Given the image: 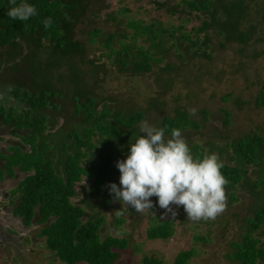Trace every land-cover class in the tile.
Masks as SVG:
<instances>
[{
  "label": "trees",
  "instance_id": "1",
  "mask_svg": "<svg viewBox=\"0 0 264 264\" xmlns=\"http://www.w3.org/2000/svg\"><path fill=\"white\" fill-rule=\"evenodd\" d=\"M83 1L16 0L17 5L27 2L37 10V15L29 20L19 21L7 15L13 7L10 0H0V49L6 53L5 60L0 61V70H3V65L9 64L15 77L9 89L15 105H0V130L6 131L12 141L11 145L0 149V182L6 183L14 180L17 174L23 175L6 193L7 200L13 203L8 202L12 207L11 213L24 226L33 223L41 227L38 236L43 238L45 248L53 253L58 262L115 264L128 246L127 238L107 234L101 238L104 217L95 213L84 219V207H92L90 200L96 202L100 199L96 203L99 207L108 206L114 200L108 186L115 183L120 187L116 163L122 154L129 155L131 143H135L140 135H146L138 129L144 113L142 110L133 113L111 111L106 104L97 105L95 98L86 96L80 90L70 97L69 112L68 107L53 101L61 99L62 95L57 87L49 83L47 65L40 66L33 61L42 47L54 57L60 53L69 58L80 52V45L71 40V16ZM180 3L200 21L197 27L184 32L183 22H189V18L169 29H163L159 23L143 25L129 20L125 27L132 31L129 36L132 45L120 43L118 49H113L110 44L115 36L107 34L103 41L108 52L104 57L111 65L129 66L133 73H141L149 71L151 63L158 61L157 55L165 51L169 40L185 43L200 51L198 56L209 58L204 50L209 48L210 27L220 32L221 35L217 36L211 30L222 48L230 43L245 45L250 42L251 33L242 29L248 13L244 0H180ZM154 5L161 9L165 2ZM49 17L52 24L46 29L43 21ZM262 24L264 22L257 21V25ZM94 33L97 34V31ZM119 36L126 37L124 33ZM137 38L147 44L146 48L134 45L133 40ZM262 39L264 41V35ZM20 42L25 44L26 54L22 52ZM42 42L46 43L45 46ZM16 58L25 59V65L18 66L13 61ZM55 62H60V59L56 58ZM67 70L65 81L73 83L78 89V85H82V72L74 67L70 58ZM26 74L30 77L28 86L25 83ZM57 80H60L59 76ZM229 97L230 94L225 95L221 101L226 102ZM254 105H264V92L257 93ZM219 112L223 124H228L231 113L222 108ZM199 114L203 119L208 116L204 109ZM59 120L61 123L57 124ZM188 127L197 128L198 124L183 110L176 108L172 116L164 115L156 128L165 129V136H171L172 129L183 131ZM188 146L196 159L212 154L213 150L220 156L229 152L226 161L231 165L223 163L221 169L229 181L225 190L247 185L259 201L251 216L243 219V234L238 242L229 244L231 251L226 256L232 264H264V245L259 241V235L264 232V138L255 130L225 142L223 148L215 146L212 141L206 142V152L203 146ZM250 166L256 167L252 182L246 178V167ZM76 185H79L81 193L80 205L72 202ZM227 199L235 201L236 196L230 193ZM122 223L121 218H115L114 228ZM172 233V222L166 220L146 228L145 237L147 240L164 241ZM193 255L191 249L179 251L170 264H187ZM140 264H161V261L143 256Z\"/></svg>",
  "mask_w": 264,
  "mask_h": 264
},
{
  "label": "rangeland",
  "instance_id": "2",
  "mask_svg": "<svg viewBox=\"0 0 264 264\" xmlns=\"http://www.w3.org/2000/svg\"><path fill=\"white\" fill-rule=\"evenodd\" d=\"M163 1L164 7L161 9L155 7L154 3ZM244 3L248 6V13L242 29L251 33V40L247 44L230 43L222 48L217 44L218 38L214 35L216 33L220 36V32L210 27L208 28L209 48L204 50L206 55H210L209 58L198 56L200 51L193 50L185 43L169 40L165 45V51L157 55L158 61L151 63L149 71L133 73L129 66L125 68L120 65H111L104 57V54L108 52L103 41L107 34H114L115 39L110 46L118 49L120 43L132 45L129 37L132 31L125 27L129 20L139 21L143 25L159 23L163 29H169L170 26L175 27L189 18V22H183L185 33H188L190 28L197 27L200 21L183 8L180 0H84L71 16V40L78 43L81 49L80 52L69 57L74 67L82 72V85L80 87L78 85L76 89L73 83L65 81L68 56L64 57L58 53L54 57L51 53L45 52L47 50L42 47L41 51L36 52L33 61L40 66L47 65V79L51 86L57 87L62 95L61 99L55 98L53 101L68 107L69 112L71 111L70 97L80 90L86 96L95 98L97 105L106 104L111 111L133 113L142 110L144 117L138 123L139 132L140 125L144 121L157 127L164 115L172 116L176 108L183 110L198 124L197 128L188 127L181 131L183 138L188 145L203 146L205 152L208 149L207 141H212L215 146L223 148L225 142L255 130L264 138V105L259 107L254 105L257 93L264 92V41L262 39L264 24L257 25V21L264 22V0H244ZM95 30L97 34L94 33ZM122 33L126 36L125 38L119 36ZM133 43L143 48L147 45L140 38L133 40ZM20 44L22 52L26 54L25 44L23 42ZM45 44L42 42V46ZM0 55L2 56L0 61H4L5 51L0 49ZM56 58H59L60 62H55ZM13 61L20 67L25 65V59L16 58ZM8 65H3V70H0V105L4 106L15 105L9 95V89L15 77L11 74ZM167 65L171 67L165 68ZM29 80L30 77L26 74L27 86ZM228 94L230 97L226 102H222V97ZM220 108L231 113L228 124H223ZM202 109L208 113L204 119L199 114ZM60 123L61 120L57 124ZM1 138V150L12 144L11 137L7 136V132L2 129L0 130ZM168 138L170 136H165L166 140ZM213 153L219 159L221 157L220 161L231 165L226 161V155L229 152L221 156L215 150L212 151ZM127 156L122 154L120 160L126 159ZM254 171L256 167H246V178L249 182L254 181ZM120 175L119 172L117 176L120 177ZM22 176L17 174L14 180L4 183L5 192L0 188V197L3 196L2 201H5L0 203V213H2L1 210H5L2 217L15 220L19 229L21 220L15 218L3 205L8 208H10L9 203L13 205L12 200L11 202L7 200L5 193L15 186ZM75 190L76 195L72 198V202L80 205L79 185L75 186ZM225 191L227 197L228 194L234 193L236 200L227 199L225 211L214 220H189L183 206L176 205L170 206L176 212V216L173 217L171 213L166 214V210L159 207L158 198L155 196L150 198L153 208L143 213L128 209L120 214L117 211L121 209L123 202L117 204L115 200H111L105 207L97 206L96 203L100 199L96 202L90 200L93 203L91 208L81 206L86 210L84 219L95 213L104 217L101 238L106 234L117 238H127L128 246L120 253L115 264H140L143 256H152L159 259L161 264H170L179 251L190 249L193 250L194 255L187 264H232L226 256L231 251L229 244L239 241L245 226L243 219L251 216L259 200L252 195L247 185ZM117 217L121 218L123 223L114 228V220ZM7 219H0V222ZM166 220L172 222V236L164 241L147 240L146 228ZM40 228L33 223L28 227L24 226L22 229L26 233L14 237L16 239L12 245L7 243L0 247V264H62L45 248L43 238L38 236ZM10 234H13V230ZM259 239L264 245V232L259 235ZM20 243L25 250L20 248Z\"/></svg>",
  "mask_w": 264,
  "mask_h": 264
},
{
  "label": "clouds",
  "instance_id": "3",
  "mask_svg": "<svg viewBox=\"0 0 264 264\" xmlns=\"http://www.w3.org/2000/svg\"><path fill=\"white\" fill-rule=\"evenodd\" d=\"M10 3L13 7L7 15L13 20L27 21L37 15L35 6L27 2L17 5L16 0H10ZM43 24L46 29L50 27L51 17ZM140 133L146 135L131 143L127 158L116 163L121 174L120 187L115 183L108 186L113 199L123 202L117 212L123 214L129 207L138 213L150 210L153 196L166 214L175 217L176 212L170 206H183L192 221L214 220L225 211L229 181L222 174L224 165L216 154L194 158L179 129H172L166 140L165 129L144 121Z\"/></svg>",
  "mask_w": 264,
  "mask_h": 264
},
{
  "label": "flooded vegetation",
  "instance_id": "4",
  "mask_svg": "<svg viewBox=\"0 0 264 264\" xmlns=\"http://www.w3.org/2000/svg\"><path fill=\"white\" fill-rule=\"evenodd\" d=\"M5 182L4 181H1L0 182V188H2V186L1 185H3ZM0 196H1V194H0ZM3 197V196H2ZM2 197H0V203H3V202H5V201H2L4 198H2ZM2 198V199H1ZM1 206V205H0ZM3 207H5V208H7L9 211H10V213H11V205H10V208H8L7 206H5V205H3ZM14 223H13V227H9L11 230H13V235L14 236H11V234H10V231L11 230H7V229H4V228H2V226H0V247H2V246H5L7 243H10L11 245H12V243H14V237H19L20 235H22V233L21 232H19V230L16 228V227H14ZM23 225V224H22ZM24 226V225H23ZM28 227V226H27ZM3 233H2V232Z\"/></svg>",
  "mask_w": 264,
  "mask_h": 264
},
{
  "label": "crops",
  "instance_id": "5",
  "mask_svg": "<svg viewBox=\"0 0 264 264\" xmlns=\"http://www.w3.org/2000/svg\"><path fill=\"white\" fill-rule=\"evenodd\" d=\"M2 186V190L4 191V189L6 188V185H1ZM5 192V191H4ZM1 193V192H0ZM5 195H6V193H5ZM1 212L2 213H0V219H7L6 217L4 218V217H2L3 215H4V213H5V210H1ZM12 214V213H11ZM10 217V216H9ZM15 218H17V217H15ZM18 219V218H17ZM13 223L15 224L14 225V227H16L18 230H19V232H21L22 233V235H23V233H26V231L25 230H23L22 228L24 227L22 224H21V228L19 229V225L17 224V222L15 221V220H13L12 218H10V220H3L2 222H0V226H2V228H4V229H7V230H11L9 227H13ZM23 226V227H22ZM11 236H14L13 234H11ZM14 239V241H15V239L16 238H13ZM20 248L22 249V250H25V248H24V246L20 243Z\"/></svg>",
  "mask_w": 264,
  "mask_h": 264
}]
</instances>
